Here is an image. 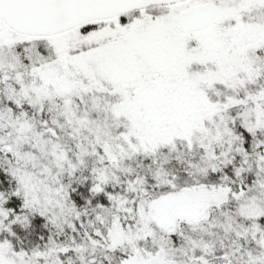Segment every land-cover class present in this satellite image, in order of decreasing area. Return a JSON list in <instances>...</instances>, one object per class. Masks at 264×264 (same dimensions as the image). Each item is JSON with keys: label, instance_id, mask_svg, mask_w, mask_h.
Returning a JSON list of instances; mask_svg holds the SVG:
<instances>
[{"label": "snow or ice", "instance_id": "1", "mask_svg": "<svg viewBox=\"0 0 264 264\" xmlns=\"http://www.w3.org/2000/svg\"><path fill=\"white\" fill-rule=\"evenodd\" d=\"M0 264H264V0H0Z\"/></svg>", "mask_w": 264, "mask_h": 264}]
</instances>
